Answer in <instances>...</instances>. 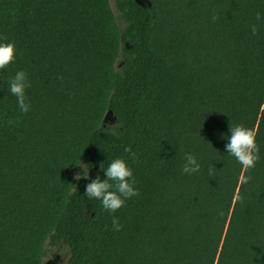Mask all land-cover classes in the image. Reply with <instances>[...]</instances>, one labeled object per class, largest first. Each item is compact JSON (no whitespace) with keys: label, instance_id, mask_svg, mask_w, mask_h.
Returning <instances> with one entry per match:
<instances>
[{"label":"trees","instance_id":"obj_1","mask_svg":"<svg viewBox=\"0 0 264 264\" xmlns=\"http://www.w3.org/2000/svg\"><path fill=\"white\" fill-rule=\"evenodd\" d=\"M149 1L0 0L17 49L0 72V264H42L46 244L65 264H264V0ZM237 125L260 149L247 171L225 147ZM116 158L139 196L113 213L84 191Z\"/></svg>","mask_w":264,"mask_h":264},{"label":"clouds","instance_id":"obj_2","mask_svg":"<svg viewBox=\"0 0 264 264\" xmlns=\"http://www.w3.org/2000/svg\"><path fill=\"white\" fill-rule=\"evenodd\" d=\"M257 20L261 19V14H256ZM213 21L217 19L214 15ZM257 25L251 26V33L253 36L257 34ZM17 59V49L14 43L3 42L0 43V72L5 70L10 64L14 63ZM31 87V81L28 79V75L25 71H17L11 80L10 93L17 98V104L21 112L27 113L30 109V105L26 102V90ZM13 123V121H9ZM227 153L235 157L242 168L247 171L255 167L256 163L260 159V149L256 142V133L245 127L244 125L231 126V136L228 138L226 144ZM131 150V146H127L125 151ZM133 157L135 153H132ZM184 164L182 171L185 174H193L200 171V164L197 162L196 157L187 153L184 157ZM84 171L82 176L89 178L88 165L80 163ZM101 169H104L103 163L100 165ZM106 179L101 180L99 176L95 179H91L86 185L84 195L90 200H100L104 209L115 213L117 210L125 206V201L131 197L139 196V190L134 187L136 181L133 175V170L130 168L126 161L122 158H116L110 162L108 167L104 169ZM77 176V179H80ZM252 179L251 176H246L242 183H247ZM238 200H243V197L238 196ZM220 215H223L221 212ZM112 230L120 231L122 225L117 217H113Z\"/></svg>","mask_w":264,"mask_h":264},{"label":"rangeland","instance_id":"obj_3","mask_svg":"<svg viewBox=\"0 0 264 264\" xmlns=\"http://www.w3.org/2000/svg\"><path fill=\"white\" fill-rule=\"evenodd\" d=\"M120 61L117 60L116 65L118 66ZM78 175V173L76 174ZM92 177V174H91ZM46 255L43 258L42 264H65L68 258L67 247L64 245L50 246L46 244Z\"/></svg>","mask_w":264,"mask_h":264},{"label":"water","instance_id":"obj_4","mask_svg":"<svg viewBox=\"0 0 264 264\" xmlns=\"http://www.w3.org/2000/svg\"><path fill=\"white\" fill-rule=\"evenodd\" d=\"M136 3H138L139 5H142V6H150V1L149 0H135ZM104 121H110V122H113L115 120V118L111 115V111H107L104 115ZM91 176V174H90Z\"/></svg>","mask_w":264,"mask_h":264}]
</instances>
